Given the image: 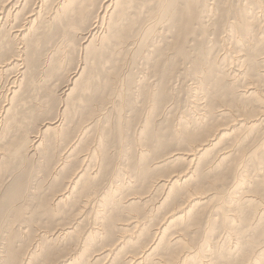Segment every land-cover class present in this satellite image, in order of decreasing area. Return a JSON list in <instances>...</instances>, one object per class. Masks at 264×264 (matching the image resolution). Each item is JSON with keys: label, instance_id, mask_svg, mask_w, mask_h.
Listing matches in <instances>:
<instances>
[{"label": "bare ground", "instance_id": "obj_1", "mask_svg": "<svg viewBox=\"0 0 264 264\" xmlns=\"http://www.w3.org/2000/svg\"><path fill=\"white\" fill-rule=\"evenodd\" d=\"M96 2H98V0H39V2H37L39 3L37 6L34 4V7L32 6V9L30 8L31 10L26 12V10H28L26 9L28 7L27 4L30 3L29 0H3V4L0 7V48L3 49V47L7 46L9 42H14L13 39H17L20 41L19 43H24L25 41L27 42L29 37H31L41 26V16L44 12L43 8L48 5L51 7H49L51 12L49 11L50 16L48 20L50 24L47 23L50 26L43 23V25L49 29L47 37L51 36L48 43H52L53 38L55 39L54 35H57V37H62V41L68 40V42H70L73 46L76 37L80 36L82 39V47L86 50V59L87 56L88 58H92L93 56L94 60L101 58L99 61L102 62V55L105 52H103L104 47H108L111 44V36L115 37L118 43L123 42L124 44L127 40L123 41V39L128 37L129 34L132 35L136 23H134L135 25H131L133 24L131 21L132 16H130L131 1L129 2L128 0H103L101 6L98 5V7L103 6V9L99 8L100 11H97L98 14L92 20L93 12L91 7L94 6ZM159 3L160 2H158V4ZM107 14H109V20L107 21L108 26L106 25L107 29L105 32L102 31L100 27L102 25L101 23H103L107 17ZM147 17L148 20H150V23H147L148 25H146V27L144 26V32L142 30L145 36L151 35V32L155 33L153 29L157 26L156 24L158 22H163L174 17L175 41L173 44V51H175V55L178 58L177 60L181 62L182 67H188L193 70L194 81L191 82L193 85L189 86L193 92L191 95L193 99L190 101L193 103L192 107L195 105V107H197L200 111L197 113L199 115V122L196 121L198 122V125L193 128L190 126L192 129H189L186 126V123L189 124L191 121H187V119L186 121H179L178 115V121L179 123H182H180L178 128L176 127L177 129L174 131V136L177 140V144L182 147L179 148L180 150L174 152L176 150L175 148V150H173L174 154L168 158L166 157V159L160 161L158 160V162L152 166L153 169H160L165 166V169L168 167L169 170H166V173L162 174L164 177L159 179L154 187L151 186V189L149 190V192H151L150 196L148 195L150 199H147L146 196H144L145 193H141L138 190L134 191L133 188L137 185H135L136 182L132 179L133 176H129L130 178L128 181L124 179V169H122V167L117 169L115 176L109 177L111 180L106 179L110 168L109 165H106L104 158L100 156V153L102 152L101 149L103 148V140L98 138V141L95 140L96 142L94 141L93 145L88 144V140L91 135L92 122L89 121L90 123L88 122V124H82L78 127V132L80 133H75L76 136L70 140L71 142L68 143L70 147L68 149L65 148L67 150L65 151L63 157L60 159L61 156H58L60 160L59 164L58 161L56 162L58 169L53 168L54 161L50 153V146H48L47 143L45 144L42 136L43 134L49 135L50 133V136L53 137V144L57 142L54 145L59 147L62 144V141H65L70 136V132L65 129L66 127L64 128L66 121L62 126L63 122L59 123V120H52L45 123L43 127H40L39 125L40 128L38 129L36 123L35 130L38 131L34 134V136H32L34 137L32 138L33 140L31 139L30 142L25 132L24 137L22 134L23 139L18 140L21 141L18 142L19 145L17 144L18 150L23 149L29 143L26 147L27 149L29 148L26 150L27 152L29 150H33L38 153L39 151V155L45 156L46 160L45 164H43L44 166L41 163L37 168H35L46 169L45 172L44 170H41L40 173H37L36 170H31V174L28 176L29 181L32 177H34V175L38 179L42 176V173H44L45 175H43L45 178L50 177L54 179V186L56 187L58 184L57 187L59 188H57V190H55L56 188L51 190L49 194L51 198L47 196L43 197L42 195L39 196V202L36 205L33 204V208L27 207V202L18 204V199L22 197V191L12 193L10 195L11 200L9 202L0 204L1 216L10 217L12 219V217L20 218L23 214L28 213L25 219H22V224L19 226V230L24 235L29 234L30 236V234H32L37 237V239H35L36 241H33L34 244H32L31 247L29 246L30 248L28 247V251L23 253V251L21 252L18 249V245L15 243V240L10 238L11 235L9 237L6 236L8 241L6 246L9 251L8 257L10 260H17V264H87L89 262L87 257L91 254V249L97 246L99 240L102 241V247L98 244V248H101L98 249V251H102H99L100 253L96 254L98 255V258L95 256V258H93L94 260H92L94 262H99L102 257L104 258L105 256L106 258L107 256L109 260L104 258L106 261L105 264H115L117 261H122L119 259H122L121 256L123 255L124 257L126 255L127 256L123 259L121 264H264V200L262 196L257 195L254 190H252L251 187L255 180L249 176L247 170V165L250 162H254L258 168L264 167V0H176L174 8L171 7L170 3L163 1L161 6L157 7L156 12L153 13L150 11ZM43 19H45V17H43ZM169 24L172 23L169 22ZM6 28L9 30H6ZM98 29H100V32H103V34L99 35ZM123 29L125 32L122 33ZM7 31H10L9 34ZM142 32L140 34H142ZM158 32H160L159 29ZM8 35L10 36L11 41H9L10 38ZM210 35H213L214 38L210 39ZM154 36L151 37L154 38ZM201 37L205 38V40L209 37V42L211 43L209 48L204 49V46L202 45L204 41L202 44L199 43V41H201ZM33 39L35 38H32L31 41ZM34 41L35 40H33V42ZM37 42L35 43V46L39 47L42 42ZM32 45L34 46V44ZM59 45L49 48V52L46 54L45 58L43 57V63L47 64V66L48 64L50 66V63H53L52 67L48 66L49 71L47 73L45 72L46 70L44 71L46 76H52L54 72H58L57 69H61V58H56L59 57L57 55H59L60 52L63 53L65 50L62 52V45ZM147 45L148 44L146 43V46ZM192 46L199 50L196 55H193L191 52ZM22 47L23 46H19L18 49H14L13 51L15 52V50H20L19 48ZM109 47L111 48V46ZM26 48L30 47L27 46ZM144 50L142 51L144 52ZM121 51L122 49L120 52ZM15 53L16 54H14V56H10L11 58L6 64L8 67L11 66L9 68L14 67V69H12L13 71L17 69L19 61L22 60L20 52L17 51ZM3 57L6 59L7 56L3 55ZM3 57L1 58L2 60ZM35 57L32 58V61L35 62V67H40V70H44V67L41 68V58ZM83 60L86 63L88 59L85 61L84 58ZM104 62L106 61L104 60ZM1 63L2 62H0V64ZM63 63H65V61ZM176 65L174 67H176ZM96 66L98 67V65ZM93 67L95 68V66ZM19 68L20 67H18V70ZM81 68L83 69L81 70ZM87 69L89 70V68ZM87 69L86 66L80 67L78 70L75 69L71 75L68 74L70 76L67 75V80H64L67 81V83L65 82L66 84L64 83L65 86L62 91L64 103L62 104L60 101L61 104L57 108L62 114L73 111L70 103H73L75 106L79 105V103L80 105L83 103V99L81 97H79V103H76V98L73 97L75 91H77V86L82 87L79 92L83 90V94L91 90V82L85 79L86 81H82L81 83L80 80L81 76H83L82 73H88ZM9 70L10 69H8V71ZM113 71L115 70L113 69ZM12 72L7 73L10 74ZM7 73L5 76H7ZM176 77L177 76H175V78ZM44 80L45 79H43V81ZM33 81L34 79L32 82ZM20 83L22 84V82ZM43 84L44 83H42V85ZM121 84L124 85L123 83ZM22 86L20 90L24 87ZM38 87H36V89ZM32 88L34 87L32 86ZM1 89L2 88H0V90ZM21 91H25V89ZM17 93L20 92L13 90L11 95L12 97L9 98L12 100L13 104L20 100L19 96L21 94L18 95ZM152 93L154 92L152 91ZM116 94L118 95V93ZM26 95L27 94H25V96ZM22 98L23 97H21V100ZM35 99L36 98H34V101ZM49 100H51V98ZM49 100L47 99L46 102ZM150 100L152 101L153 99ZM46 102L44 99V102L42 103L46 104ZM37 104L38 103H36V106ZM22 106L23 105H21V107ZM15 107L18 106L11 107L8 104L4 113H0V125L2 129V131L0 130V159L3 157L1 153L3 152L4 154V150H6V148L3 150V147L1 146L2 141H4L3 135L6 134V130L9 127H13L11 125L14 121L16 123V117L18 116L17 114H19L18 112L20 107L17 109V113ZM41 107L43 108V105H41ZM37 109L39 110V108ZM154 109L155 105L153 103L150 106V110L148 109L147 111H149L148 113L153 114ZM9 110H11V112L14 111L10 118L7 117L9 115ZM32 110L33 109H31L30 113L34 115L36 111L34 113ZM191 110L189 111L191 112ZM26 112L28 113L27 110L25 113ZM27 115L29 114H26V116ZM32 115L30 117H32ZM20 116L22 117V115ZM27 117L25 118L28 119ZM150 118L146 120L142 131L140 130L142 137L149 131ZM21 119L23 120V118ZM23 123H26V121ZM30 123L31 120L24 125H30ZM20 126L23 127V125ZM31 127L34 128V126ZM98 128L97 130L99 132ZM118 128H120V125H118ZM9 129L8 132H11ZM96 136H98V134ZM54 139H56L55 142ZM135 139L138 143V139ZM254 140H257V143L253 147L247 149V146H250L251 141ZM66 145L67 144L65 142L64 146ZM64 146L62 145L61 148L63 149ZM56 147L54 148L55 150ZM80 147L85 151V154L83 153L84 155L82 157H76L75 154L76 152H79ZM214 151L216 153L215 156H213ZM148 152L140 153V160L142 162L139 160V165H142L147 160ZM5 153L7 154V152ZM11 153L9 154L11 155ZM60 154H62V152ZM9 158L7 160H9ZM73 158H77L79 164L77 167L75 166L69 174L67 169H71L69 166L71 165L70 163ZM230 160L235 161V164L231 166V168L234 169H230V176L232 180H230V183L228 184L229 186L224 185L227 181L225 173H223L224 175H219L210 179L213 176H211V173L213 174V172L217 170L228 169V162ZM9 161H5L6 166L1 165V167L5 166L7 168ZM120 162L121 161H119V163ZM181 165H184V167L180 168L179 166ZM8 166H11L10 163ZM249 167L250 166H248V168ZM2 169H0V172ZM137 171L138 174H141V176H144L145 178L149 175V169H137ZM256 171L257 173L255 172V174L257 175V178H255L258 180L256 185L261 182L260 184H263L264 187V177L262 178L263 180H259L260 178H258V176H263L264 169H256ZM61 173H65L66 181H60L61 179L59 180ZM26 175L27 173H25V176ZM103 177L104 181L102 185H104V187L100 190V181ZM153 181L151 182L152 184ZM43 187L40 188L44 189L46 186L44 188ZM255 187H253V189ZM259 187L257 188L258 190ZM35 188L36 187H32L30 190ZM38 190L40 189L36 188L31 192L34 193ZM126 190L130 193L132 192L130 190L134 191L129 194V198L127 197V193H125L126 197L123 196V192ZM158 192L159 194H157ZM155 196L159 198L158 202H155L156 209H162L161 207L166 206L169 208L168 205H170V209L167 212L166 218L164 217L165 220L159 224L156 231H154V234H151V229H148V224H150L149 222L154 219L151 218L153 209L147 206L149 200L153 199ZM117 208H123V210L127 209L128 214L126 215L128 216H125L128 217V219L126 218L125 220L131 222L121 223V225L120 223L118 224L116 221L119 220H116L118 218H115L116 215H113L112 212ZM120 212L122 211L120 210ZM156 220L157 219L154 221V225ZM86 222H88L90 226H86L88 228L82 230L81 228L86 225ZM15 223H17V221ZM15 223H13V225ZM51 224L54 225L52 229L49 228ZM192 225L199 226V230L202 228V225H204L203 235L201 234L202 236L200 239L196 238L195 235H190L188 229H190ZM153 226L149 228H154ZM217 226H221L220 228H223L225 234L221 232V229L219 228V234L221 232L224 236L221 234L223 236V239H221L222 244H220L216 249L214 247L216 245L213 246L212 241L217 235H215V228ZM197 231L195 230L196 233ZM13 233L11 232V234ZM116 233L118 236H116ZM149 234L153 235L152 239H149V237H151ZM145 235H149L146 243L142 241ZM57 238L75 240L78 248L73 247L72 251L67 252L60 258L55 257L50 252H47V258L44 260L41 259L40 255L44 251L45 244L50 243ZM20 252L23 255H20ZM91 255H95L94 252ZM91 255L90 257L92 258Z\"/></svg>", "mask_w": 264, "mask_h": 264}, {"label": "rangeland", "instance_id": "obj_2", "mask_svg": "<svg viewBox=\"0 0 264 264\" xmlns=\"http://www.w3.org/2000/svg\"><path fill=\"white\" fill-rule=\"evenodd\" d=\"M35 1L36 0H29L30 3L27 4L28 7L26 9H28V10H26V12L30 11L32 9V6L34 7V4H35V6H37V4H39V3H37V2H39V0H37L36 2ZM102 1L103 0H98V2H96L95 5L91 7L92 8L91 10L93 12L92 20L94 19V17L100 11L99 8L103 9V6L100 7ZM128 1L129 2L131 1L130 16H132L131 17V21L133 23L131 25H135L134 23H136V26L134 27V31L132 32V35L129 34L128 37L123 39V41L127 40V42H125L126 44L125 43L123 44V42L122 43H118L117 40L115 39V37L111 36V44L109 45V46H111V48L109 46H108L109 48L108 47H104L103 52L104 51L105 52L102 55V60H103L102 62L99 61V60H101V58L94 60L93 56H92V58L91 57L88 58V56H87L88 60L86 59V50H84L83 47H82V39L80 38V36L76 37V40H75L76 45L74 43L73 46L66 39H65L66 41L63 40L64 41L63 42L62 41V37L61 36L57 37V35H54L55 39L53 38V42L52 43H48V40L51 37V36L47 37L49 29H48V27L45 26L47 23H49L48 20H49V16H50V12H51V9H50L51 7L48 6V5H46L44 7L46 10L43 8L44 12L42 11L43 13H42V16H41V22H42L41 26L34 33L32 32L33 35L31 37L35 38V39H33V40H35L34 42H33V40L31 41V39H32L31 37H29L30 40L28 39V41L27 42L25 41L24 43H19L20 41H18L17 39H13L14 40V42H13V41H11V38L8 35V37L10 38L9 41H11V42H9L7 44L8 47L7 46L3 47L4 50L2 48H0V57L1 56L3 57V55L7 56L6 59H5V57H3V60L1 59L2 57L0 58V60H2V61H0V62H2L0 64V71H1L0 79L3 78V79L0 80V84H1L0 88H2L0 90V113L1 114L4 113L5 108L8 107V104L11 107L12 106H18V107H15L16 108V113H17V109H19V107H20V109H19V112H18L19 114H17L18 116L16 117V123L14 121L12 123V125H11L13 127H9L10 129L8 128L11 132H8V129L6 130V134L3 135V140L4 141H2V143H1V146L3 147V150L6 148V150H4V151L7 152V154L5 152L3 154V152H2L1 154H2L3 157L0 159V169H2V168L5 169V170L2 169V171L0 172V178H1L0 179V183L2 182L0 184V204H2V203L4 204V203L9 202L11 200L10 195L12 193H15V192H18V191H22V197H20L18 199V204L19 203H23V202H27L28 203L27 207L33 208V204L36 205L39 202V196L42 195L43 197L47 196V197L51 198V196H49L51 190L52 189L54 190L55 188H56L55 190H57V188H59V187H57L58 184L56 185V187L54 186L55 185L54 179H52L50 177L49 178H45V176H44L45 174L44 173H42V176H40L41 179L40 178L37 179V177L34 175V177H32V179L29 181L28 176L31 174V170L34 169V170H36L37 173L38 172L40 173L41 170H44V172H45L46 169H35L41 163H42V165L45 164V160H46L45 156L39 155V151H38V153H36L33 150H29L30 152L29 151L27 152L26 150H28L29 148L27 149L26 147L29 145V143L23 149L18 150V145H19L18 142H21V141H18V140L19 139L20 140L23 139L22 138V134H23V137H24L25 136V132H26V136L29 138L30 142H31V139L34 138L32 136H34V134L37 133V131H38V130H35L36 129L35 128L36 127V125H35L36 123H37V129H38L40 127H43L45 123H48L49 121H52V120H59L60 121L59 123L63 122L62 126H63L64 122L66 121L65 124H64V128L66 127L65 129L70 132V136L65 141L63 140L62 144L59 147L61 148L62 145L64 146L65 142H66V144L68 146L66 145V146L63 147V149L62 148L60 149L59 147H56L54 145L55 143H57V142H55L56 139H54L55 143L53 144V137L50 136L51 135L50 133H49V135L48 134H43V136H42L44 138L45 144L47 143V145L50 146L49 147L50 153H51L53 161H54L53 168L56 169L57 168L56 162L58 161V164H59V161H60L59 157L61 156L60 157V159H61L63 157V155L65 154V151L70 147V145L68 143L71 142L70 140L76 136L75 133L76 134L80 133V132H78L79 131L78 127H80L82 124H84V125L86 123L88 124L89 121L92 122V129H91V133H90L91 135H90V138L88 140V144L93 145L95 140L98 141L97 140L98 138L103 140L102 141L103 148L101 149L102 152L100 153V156H102L104 158L106 165H109V168H110L106 179L107 180H111V178H109V177L115 176L116 173H117V169L122 167V169H124V174H123V177H125L124 179L128 181L129 178H130L129 176H133L132 179L136 182L135 185H137L135 188H133L134 191L138 190L141 193L142 192L145 193L144 196H146L147 199H150L149 196H150L151 192H149V190L151 189V186L154 187V185L159 181V179L164 177V176H162V174L166 173V170L167 171L169 170L168 167L165 169V166L163 168H160V169H153L152 166L155 163H157L158 160L160 161V160L166 159V157L168 158L169 156L174 154L173 150H175V148H176V150L174 152H176L177 150H180L179 148L182 147V146L177 144V140H176V138L174 136V131L180 126V123H182V122L179 123V121H186V119H187V121L190 120L191 123H189V124L186 123V126L189 129L191 127L193 128V127L198 125V122H199L198 121V116L199 115L197 113H198L199 109L197 107H195V105L192 107L193 103L190 101L191 99H193V97H191L193 92H192L191 88L189 87V86L193 85V83H191V82L194 81L193 80V78H194L193 70H191L188 67L187 68L186 67H182L181 66V62H179L177 60L178 58L175 55V51H173L174 50L173 49V44H174V41H175V27H174V21H173L174 17L172 19L165 20L163 22H158L156 24L157 26H155L154 29H153L155 31V33H157L158 29H159L160 32H158L157 34H155L154 32H151V35L145 36L144 33H143L144 32V26L146 27V25H148L147 23H150V20H148V17H147L149 12L152 11L153 13H155L156 10H157V7L161 6L163 1L166 2V3H170L171 7L174 8V6L176 5V0H167V1L166 0H163V1L162 0H155L156 3L154 2V0H144L145 3L143 2V0H128ZM146 1H148V2H146ZM0 2H2V3H0V7H1L2 4H3V0H0ZM158 2H160V3L158 4ZM98 5H100V6L98 7ZM137 16H139L140 19ZM43 17H45V19H43ZM108 20H109V14H107V17L105 18L103 23H101L102 25L100 24L101 25L100 29L102 31L106 32V29H107L106 27L108 26L107 25V23H108L107 21ZM133 20H134V22H133ZM169 22H171L172 24H169ZM43 23L45 25H43ZM104 23H105V25H104ZM160 23H163V24H160ZM159 25H160V27H159ZM47 26H50V25L47 24ZM100 29H98V31H99L98 34L99 35L103 34V32L102 33L100 32L101 31ZM6 30H9V29L6 28ZM6 30H5V32H6ZM142 30H143V32H142ZM9 32L10 31H7L8 34H9ZM123 32H125L124 29L122 30V33ZM141 32H142V34H140ZM151 36H154V38L151 37ZM212 38H214L213 35H210V39H212ZM210 39L208 37L207 40H205V38L201 37V39H200L201 41H199V43L202 44V42L204 41L202 45L204 46V49H207V48H209L211 46V43L209 42ZM41 40H43V41H41ZM29 41H31L32 43L29 42ZM37 41H39V42H37ZM36 42L37 43L42 42V43H40L39 47H36L35 46ZM26 43H28V44H26ZM58 43L60 45H62L61 46L62 52L65 50L64 51L65 53L64 52L63 53L60 52V54L57 55V56H59L58 58L55 57L56 59L61 58L60 59V63L62 64V65L60 64V68L61 69H57V71L59 73L58 72L57 73L54 72V74L56 76L54 74L52 76H46V74H44V73L45 72L47 73L49 71L48 68L52 67L53 63L52 64L50 63V66L48 64V66H49L48 67L47 64L43 63V59L45 58L46 54L49 52V48H51L53 46H58L59 45ZM67 43L71 45L72 49L70 48V45H68ZM78 43H80L81 45L78 44ZM137 43H138V45H137ZM146 43L148 44L147 46H146ZM13 44H16L17 46L13 45ZM32 44H34V46ZM127 44L128 45L130 44L129 48H128ZM64 45H65L66 48L64 47ZM133 45H134L135 48L133 47ZM10 46H11V48H10ZM19 46H23V47L19 48L20 50H15V52H17V51L20 52L22 60L19 61V66H18V67H20L19 70H18V67H17V69L15 68L17 70V72H16V70H14V71L12 70V69H14V67L9 68L11 66L8 67L6 64L9 61V59L12 56H14V54H16L13 50L14 49H18ZM27 46L30 47L31 49L30 48H26ZM121 49H122V51L120 52ZM142 50H144V52L146 54ZM106 51H107V53H106ZM151 51L153 52V54H152ZM191 52L193 53V55H196L197 52H199V50L192 46ZM9 53H11V54H9ZM83 54H84V57H83ZM26 55H28V56H26ZM34 55L36 57H40L41 58V60H40L41 61L40 63H42L41 68L44 67V70H40V67H37V68L35 67V64H34L35 62L32 61V58L35 57ZM117 55H118V57H117ZM84 58H85V61L87 60L86 63L83 60ZM103 58H105V59H103ZM167 59H168V63H167ZM61 60H62V62H61ZM104 60L106 62H104ZM64 61H65V63H63ZM2 65H4V66H2ZM92 65L95 66L96 69ZM96 65H98V67ZM175 65H176V67H174ZM85 66H86V69L89 68V70L87 69L88 73L84 72V71L83 72L85 73V75L88 74L87 75L88 77L85 76L84 73H82L83 76H81L80 80H81V83H82V81L85 82L86 81L85 79H87V81L91 82L90 83L91 90L86 92L85 94H83V92H84L83 90L81 91L82 93L79 92V90H81L82 87H80V86L78 87L77 86L78 89L76 88V90L78 91V93H77V91H75L73 97L76 98L75 99L76 103H79V100H80L79 97H81L83 99V103L81 105L79 103V105H77V106H75L73 103H70L71 107L73 108V111H71L70 113L62 114L60 111H58L57 108H58V106L61 103L62 104L64 103L63 102L64 98L62 97V91L64 90V86L67 83V81H64V80L66 78H68V76H70L75 71V69L78 70L80 67H85ZM1 67L2 68L4 67V68L2 69ZM25 68L27 69V71H26ZM8 69H10V70L8 71ZM82 69L83 68H81V70ZM113 69L115 71H113ZM186 70H188V71H186ZM7 72L8 73L12 72L13 74L12 73L8 74ZM14 72H16V73H14ZM6 73H7V76H5ZM24 74H25V76H24ZM68 74H70V75H68ZM142 74H143V76H142ZM3 75H4V77H3ZM10 75L13 76V77H11ZM43 75H45V76H43ZM89 75L90 76L92 75L91 76L92 78ZM20 76H22V77H20ZM97 76H98V78H97ZM175 76H177V77L175 78ZM186 76H189V77H186ZM38 78H39V80H38ZM20 79H21V81H20ZM33 79H34V81H33L34 84L32 82ZM43 79H45V80L43 81ZM47 79H49V80H47ZM168 80H169V82H168ZM10 82H11V84H10ZM20 82H22V84ZM38 82L40 83L41 86L39 85ZM42 83H44V84L42 85ZM121 83H123L124 85H122ZM28 85H29V87H28ZM21 86L23 87L21 90L25 89V91H21L20 90ZM32 86L34 88H32ZM38 86H40V87H38ZM5 87H6V89H5ZM36 87H38V88L36 89ZM41 87H42V89H41ZM187 87L190 88V89H188ZM154 88H155V90H154ZM8 89L11 90V91H9ZM117 89H118V92H117ZM151 89H152V91L154 93H152ZM165 89H167V90H165ZM13 90H17L18 92H20V93H17L18 95L21 94L19 96L20 100L18 99L19 101H16L17 103H15V104H13L12 100L9 99V98L12 97L11 95L13 93ZM8 91L10 92V94H9ZM36 93H38V94H36ZM116 93H118V95ZM165 93H167V94H165ZM8 94H9V96H8ZM25 94H27V95L25 96ZM33 94H34V96H33ZM123 96H125V97H123ZM21 97H23L22 100H21ZM34 98H36L37 100L35 99V101H34ZM50 98H51V100H49ZM44 99H45V102L47 101V99L49 100L48 102H46L48 107L46 106L45 103L44 104L42 103V102H44ZM115 99H117V100H115ZM150 99H153V100L151 101ZM28 100L31 101L32 103L29 102ZM60 101H61V103H60ZM36 103H38L39 105L37 104V106H36ZM153 103L155 105V109H154L153 114H150V113H148L149 111H147V110L148 109L150 110V106ZM21 105H23V106L21 107ZM41 105H43V108L41 107ZM25 106H27V107H25ZM120 107H121V109H120ZM37 108H39V110ZM31 109H33L32 112H34V113L36 111L35 114L33 113L34 115H32L30 113ZM26 110L28 111V113L27 112L25 113ZM189 110H191V112ZM104 111H105V113H104ZM13 112H11V110H9V113H8L9 115L8 114H5V115H8L7 117L10 118L13 115ZM40 112H42V113L39 114ZM46 112H47V114H46ZM189 112H190V114H189ZM26 114H29V115L31 114L32 117H30L31 115L30 116L27 115L28 116L27 117ZM121 114H122V117H121ZM20 115H22V117ZM144 115H146V116H144ZM178 115H179V117H178ZM25 117H27L28 119H26ZM62 117H63V119H62ZM177 117L179 118V121H178ZM21 118H23V120H25L26 123H28L31 120L30 125L29 124L24 125L26 123H23L25 121H23ZM148 118H150L149 131L147 132V134L145 136L142 137L141 136L142 135L141 131H142V128L145 126L146 120ZM210 118H209V120H210ZM36 119L37 120L40 119V120H38V122H37ZM49 119H51V120H49ZM196 121H198V122H196ZM205 121H207V120H205ZM21 122H22V124H21ZM32 122H33L34 125L32 124ZM143 122H144V124H143ZM20 125H23V127L20 126ZM39 125H40V127H39ZM118 125H120V128H118ZM175 125H177V126H175ZM28 126H30V127H28ZM31 126H34V128L31 127ZM111 127H112V129H111ZM18 128L20 129V131H19ZM97 128L99 129V132H98ZM0 130L2 131L1 125H0ZM17 132H18V134H17ZM97 134H98V136H96ZM100 135H102L103 137L100 136ZM44 136H46V137H44ZM4 137H5V139H4ZM135 138L138 139V143H137V140ZM256 143H257V140L251 141L250 146H247V149L253 147ZM30 144H32V143H30ZM53 145L56 147V150L54 149L55 147ZM124 146H125V148H124ZM81 147L79 148V152H76V154H75L76 157H82L85 154L84 153L85 151ZM119 147H120V149H119ZM127 147H128V150H127ZM11 148L13 149V151H12ZM65 148H67V149H65ZM123 150H124V152H123ZM23 151L26 152V153H24ZM8 152L9 153L12 152L11 155ZM61 152H62V154H60ZM141 152H146V153L148 152V154H147V160L142 165H139L140 153ZM21 153H24V154H21ZM80 153H82V154H80ZM33 154H34V156H33ZM215 154L216 153L214 151L213 152V156H215ZM106 155H108V156H106ZM121 155H122V157H121ZM21 156H23V157H21ZM124 156H126V157H124ZM8 158H9L10 161L7 160ZM5 161H9L11 166H8L9 163L7 162L8 164H7V168H6L5 167L6 166L5 165L6 164ZM119 161H121V162L119 163ZM140 162H142V161L140 160ZM70 164L71 165L69 166V168H71V169H67L69 171V174L72 172L71 170H73V168H75V166L76 167L78 166L79 163L77 161V158H75V159L73 158ZM228 164H229L228 165L229 166L228 169L217 170L218 172L215 171V172H213V174L211 173V176L212 175L213 176L210 179H212V178H214L216 176H219V175H224L223 173H225V175L227 177V181H226V183L224 185L229 186L228 184L230 183V180H232V178L230 176V169H234V168H231V166H233L235 164V161L230 160L228 162ZM1 165H5V166L1 167ZM26 165H27V167H26ZM248 166H250V167L248 168ZM179 167L182 168V167H184V165H181ZM255 167H256V164L254 162H250L247 165V170H248L249 176L255 180L254 183L252 184L251 188H252V190H254V192L257 195L262 196L263 200H264V189H263L264 187H263V184L261 185L260 184L261 182L259 183L261 186L259 184H257L258 187L259 186L261 187V188L259 187V190H258L257 189L258 187L256 185L258 180L256 179L257 175L255 174V172L257 173L256 169H264V167L263 168H258V167L255 168ZM29 168H30V170H29ZM137 169H141V170L149 169L148 177L145 178L144 176H141V174H138ZM110 170H112V171H110ZM25 173H27L26 176H25ZM65 176H66L65 173H61L60 176H59V180L61 179L60 181H66V179H65L66 177ZM263 177H264V174H263V176H258V178H260L259 180H263L262 179ZM153 179H154V181H153ZM103 181H104V177L100 181V186H101V187H99L100 190H101V188L104 187V185H102ZM152 181H153V184L151 183ZM150 184H152V185H150ZM29 185H30V187H29ZM43 186L44 187L46 186V187L44 188ZM32 187L39 188L40 190H38L37 192L32 193L31 191H34L36 189L35 188L33 190H30V188H32ZM40 187H43L44 189H41ZM253 187H255V188L253 189ZM28 189H29V191H28ZM130 191L134 192L133 190H130ZM125 193L128 194L127 197L129 198V196H130L129 194H131V193L128 190H126L125 192H123V196L124 197H126ZM157 194H159V192ZM24 195H25V197H24ZM158 199L159 198L157 196H155L153 199L149 200V203H148V206H147V207L153 209L152 210L153 211L152 214L155 213L153 215L151 214V216H152L151 218H154V219H152L149 222L150 224H148V229H151V234L152 233L154 234V231H156V228L159 226V224L162 223L165 220V218L167 216V212L170 209V205H168L169 208L166 206V207H161L162 209H158V208L156 209V203L158 202ZM120 210L122 212H120ZM124 210H123V208H117V209L112 211L113 215H116L115 218H118L116 220H119V221H116V222H118V224L120 223V225H121V223L123 224V223L131 222V221H126L125 220L126 218L128 219V217H126V216H128V215H126V214H128V212H127V209H124ZM114 211H116V212H114ZM158 213H159V215H158ZM27 214L28 213L23 214L20 218H13L12 217V219L10 217H6V216H1L0 215V253H1L0 254V264H13V263L17 264V262H16L17 260L13 261V260H10L9 257H8L9 256V251L7 249V246H6L7 242H8L7 239H6V236L9 237L11 235L10 238H13V240H15V243L18 245V249L21 252L23 251V253L27 252L28 249L31 247V245L34 244V242L36 241L35 240V239H37L36 236H34L32 234H30V236H29V234L28 235H26V234L24 235L19 230V228H20L19 226L22 224V219H25ZM155 219H157L156 220L157 223L155 222V225H154ZM16 221H17V223H15ZM45 221H47V220H45ZM13 223H15V224L13 225ZM150 225H152V226L154 225L153 226L154 228H149V227H152ZM53 226L54 225L51 224V226L49 228L52 229ZM86 226H90V224L88 222H86V225H84V227L81 228V229L85 230V228H88ZM198 227L199 226H197V225H192L191 228L188 229V230L190 232V235H195L196 238L200 239L201 236L203 235V227H204V225H202V228L200 230L198 229ZM220 227L221 226H217L216 227L217 229L215 228V230H216V232L214 231L215 235L219 234V230L220 229H221L220 231L224 233L223 228H220ZM197 229H198V231H197ZM195 230L197 231V233L195 232ZM11 232L12 233L14 232V233L11 234ZM221 232H220V234L218 236L216 235L214 237L213 241H212L213 246L216 245V246H214L216 249H217V247L220 244H222V242H221L222 240L221 239H223L222 237L225 234V233L223 234ZM118 234H120V233H118ZM118 234L116 236H118ZM151 234H149L151 237H149V235H145V237L142 239V241L144 243H146V241L148 240L147 239L148 237H149V239L150 238L152 239L153 235H151ZM12 235L15 236V237H13ZM220 235H221V237H220ZM57 239L52 241V242H50V243L45 244L44 251L40 255L41 259L44 260L45 258H47L46 257V253L47 252L48 253L50 252L55 257L60 258L63 255H65L67 252L72 251L73 247L74 248L75 247L78 248V245H76L77 242L75 240L58 239V241H57ZM98 244H99L100 247H102L101 246L102 245V241L101 240H99ZM98 244H97V246L95 248L91 249L94 252L95 255H91V254H93V252L91 251L90 255L92 256V258L90 257V255H89V257H87L88 261L90 262V264H97V263L98 264L99 263L100 264H105V262H106L105 259L109 260V258L107 256H106V258L104 256L105 259L102 257L99 262H94L93 261L94 260L93 258H95V256L96 257L98 256L96 254H99L102 251V250L101 251L99 250L100 252L98 251V249H101L100 247L98 248ZM58 246H59V248H58ZM21 252H20V255H23V254H21ZM125 257L123 255V256H121L122 259H119V260L123 261V259H125ZM40 261H42V260H40ZM122 261H119L120 263L118 261L117 262L119 264H121ZM89 262L87 264H89ZM117 262H115V264H118Z\"/></svg>", "mask_w": 264, "mask_h": 264}]
</instances>
